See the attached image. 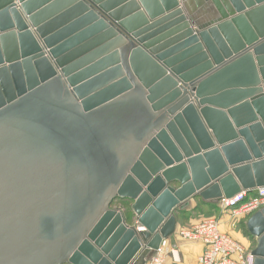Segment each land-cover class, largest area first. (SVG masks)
<instances>
[{
    "label": "water",
    "instance_id": "95a60500",
    "mask_svg": "<svg viewBox=\"0 0 264 264\" xmlns=\"http://www.w3.org/2000/svg\"><path fill=\"white\" fill-rule=\"evenodd\" d=\"M18 1L0 0V264H145L190 199L264 185V0H196L206 22L192 0ZM246 227L264 264V207Z\"/></svg>",
    "mask_w": 264,
    "mask_h": 264
},
{
    "label": "built area",
    "instance_id": "2783aa9c",
    "mask_svg": "<svg viewBox=\"0 0 264 264\" xmlns=\"http://www.w3.org/2000/svg\"><path fill=\"white\" fill-rule=\"evenodd\" d=\"M256 190V194L241 190L229 198H221L218 201L221 212L233 220L249 218L264 207V185ZM175 234L182 240L202 245L195 264H253L250 250L220 229L218 217H202L187 228L177 229ZM171 256L175 262L173 249L167 238H163L145 264H170Z\"/></svg>",
    "mask_w": 264,
    "mask_h": 264
},
{
    "label": "crops",
    "instance_id": "0c3cea01",
    "mask_svg": "<svg viewBox=\"0 0 264 264\" xmlns=\"http://www.w3.org/2000/svg\"><path fill=\"white\" fill-rule=\"evenodd\" d=\"M191 6L193 8L192 14L196 16L197 20H200V22H206L207 13L205 9H203V7H200L196 0H192ZM198 201L203 204L212 203L219 206L218 202H212V201L209 202V201H204L200 198H195L189 200V205L187 207L178 210L182 212L183 211L187 212L188 210H192L198 204ZM217 217L219 218L220 221V229L223 232L227 233L236 241L240 242L247 249L251 250V248L254 245V240L249 236L247 231L246 221L248 218L233 220L230 219L226 213L219 211L217 212ZM183 221L182 220L176 221V227L174 232L169 237H167L169 246L171 249H173V254L174 257L176 258V261L174 262L171 256L169 259L170 264H195L197 255L202 251V245H200L199 243L192 241H185L176 236L175 231L183 227V223H182ZM195 221H192L190 225L193 224Z\"/></svg>",
    "mask_w": 264,
    "mask_h": 264
},
{
    "label": "rangeland",
    "instance_id": "374dc122",
    "mask_svg": "<svg viewBox=\"0 0 264 264\" xmlns=\"http://www.w3.org/2000/svg\"><path fill=\"white\" fill-rule=\"evenodd\" d=\"M130 202L129 201H117V200H114L110 207H120L121 210H123V212L125 213L126 217H127V221L128 222H131V214H130ZM198 204L200 206L196 207L194 210H188L187 212L185 211H180V210H175L173 212L174 216H175V219L176 221H183V227L182 228H187L188 226H190V223L192 221H195V220H199L200 218L202 217H208V216H215L216 217V214H217V210L219 212H221L220 210V207L217 206L216 209H210V208H206L203 206V203H200L198 201ZM197 204V205H198ZM216 210V211H215ZM213 212V213H212ZM181 229V228H179Z\"/></svg>",
    "mask_w": 264,
    "mask_h": 264
},
{
    "label": "bare ground",
    "instance_id": "6f19581e",
    "mask_svg": "<svg viewBox=\"0 0 264 264\" xmlns=\"http://www.w3.org/2000/svg\"><path fill=\"white\" fill-rule=\"evenodd\" d=\"M81 1L85 2L87 4H89L91 2L90 0H81ZM15 9L19 11L21 16L26 17L25 12L23 11L22 5H21L20 1H18V0H15ZM184 15H187V14L184 12ZM27 25H28V28L35 33V37L38 40V44H39L40 47L43 48L45 56H47L51 60L52 64H54L53 59H51V57H50V51H49V49L47 47H45L44 41L41 39V37L39 38L38 34L35 32V28H33L32 25L29 22H27ZM199 38H201V37H199ZM212 63H214V62H212ZM0 98H3L1 91H0Z\"/></svg>",
    "mask_w": 264,
    "mask_h": 264
},
{
    "label": "trees",
    "instance_id": "16d2710c",
    "mask_svg": "<svg viewBox=\"0 0 264 264\" xmlns=\"http://www.w3.org/2000/svg\"><path fill=\"white\" fill-rule=\"evenodd\" d=\"M117 201H124V202H126V201H128V200H126V199H118ZM198 206H200V205H199V204L196 205L195 208L198 207ZM203 206L206 207V208H210V209H214V208L216 209V207H217L216 204H212V203L203 204ZM195 208H194V209H195ZM194 209H193V210H194ZM215 211H216V210H215ZM217 212H218V210H217ZM212 213H213V212H212ZM216 217H217V214H216Z\"/></svg>",
    "mask_w": 264,
    "mask_h": 264
}]
</instances>
